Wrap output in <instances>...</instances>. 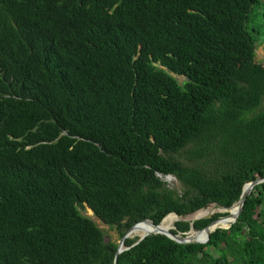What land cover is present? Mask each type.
I'll use <instances>...</instances> for the list:
<instances>
[{
	"label": "trees",
	"instance_id": "obj_1",
	"mask_svg": "<svg viewBox=\"0 0 264 264\" xmlns=\"http://www.w3.org/2000/svg\"><path fill=\"white\" fill-rule=\"evenodd\" d=\"M263 4L0 0V264H114L80 208L123 238L264 178ZM137 241L118 264H264V184L207 244Z\"/></svg>",
	"mask_w": 264,
	"mask_h": 264
},
{
	"label": "water",
	"instance_id": "obj_2",
	"mask_svg": "<svg viewBox=\"0 0 264 264\" xmlns=\"http://www.w3.org/2000/svg\"><path fill=\"white\" fill-rule=\"evenodd\" d=\"M158 176L162 178V175L158 174ZM166 180L169 182L173 181V180L178 181L177 178L172 176V175L167 176ZM261 184H264V178H258L257 180H255L253 182L247 183L243 188L240 200L230 208H226V207H223V206L218 205V204L211 205L214 209L230 210L233 208H237V212L234 215L226 214L225 216H222V217L218 218L217 220H214L205 229L200 230V231L195 230V228H194L195 223L197 221H200V220L211 219L213 216H205V217H200V218L187 219V218H183V217L179 216L176 213H172V214H175L177 216V218H178L177 222L189 223L190 230L186 233H182L179 231L177 233H174L173 231H176L177 227H175L174 230H172V231L163 230V228H161V225H162L163 221L165 220V218L171 214L166 216L159 225L155 224L152 220H149V219L138 222L137 224H135L131 228H129V230L126 232L125 236L118 243V250H117V253L115 256L114 264L119 263V257L121 254H123L124 252L131 249V247H128L126 245V241L128 239H134V237H133L134 233L136 231H138L140 229L141 225H143V224L150 226L152 230H150L148 233L138 237V241L135 244H133L132 247L139 245L147 237L153 236V235H164L167 238L171 239L172 241H174L178 244H181V245H193V244H207V243H209V241L211 240V236L214 232H216L219 229L229 230L234 224H236L238 222L239 217L241 216V214L243 212V209H244V206H245L247 199L251 196L254 188L258 185H261ZM202 210H205V209H202ZM200 211H198V212H200ZM198 212H196L195 214H197ZM195 214H193V215H195ZM231 218L233 219V221L229 223L228 227H217L213 230H210L214 225L221 223V222L228 221V219H231ZM193 231H195L196 233H202V232L206 231L207 234L201 240L192 239L191 236H189V234L192 233Z\"/></svg>",
	"mask_w": 264,
	"mask_h": 264
},
{
	"label": "rangeland",
	"instance_id": "obj_3",
	"mask_svg": "<svg viewBox=\"0 0 264 264\" xmlns=\"http://www.w3.org/2000/svg\"><path fill=\"white\" fill-rule=\"evenodd\" d=\"M262 3H264V0H262ZM262 10H264V4L261 5V8L257 11H255V13L253 14V23L252 25H255L256 23H263L264 24V18L262 15ZM261 12V14H260ZM256 61L257 63H263L264 64V42L260 43L259 46L256 49ZM176 79L182 84L185 81L184 77H179V76H175ZM169 185L173 188H176L178 190L181 189V184L179 183V181H170ZM212 206L206 208V210H208L209 208H211ZM81 213L86 216L89 217L90 219H92L96 225L104 232L105 235V239L107 242H114V243H119L121 238V235L119 233V231L116 228H112L106 224H104L100 219H98L94 213L92 212V210H90L89 208H87V206H85V208H80ZM224 215L222 213H216L214 216L216 215ZM226 215V214H225ZM195 215H191L189 217H186L187 219H192L194 218ZM213 216V217H214Z\"/></svg>",
	"mask_w": 264,
	"mask_h": 264
},
{
	"label": "bare ground",
	"instance_id": "obj_4",
	"mask_svg": "<svg viewBox=\"0 0 264 264\" xmlns=\"http://www.w3.org/2000/svg\"><path fill=\"white\" fill-rule=\"evenodd\" d=\"M236 212H237V208L225 210V209H214L213 207H211L208 210H206V209L201 210L200 212L195 214L194 218H200V217H205V216H214L216 213L234 215ZM177 220H178L177 216L175 214H171L165 218V220L163 221V223L161 225V228H163V230L172 231L175 228V224H176ZM232 221H233V219L231 218V219H228V221L218 223V224L214 225L210 230H213L217 227H228L229 223ZM150 230H152L150 226L143 224V225H141L140 229L134 233L133 237L138 238L141 235L148 233ZM206 234H207L206 231H204L202 233H196L195 231H193L192 233L189 234V236H191L192 239L201 240L206 236Z\"/></svg>",
	"mask_w": 264,
	"mask_h": 264
}]
</instances>
